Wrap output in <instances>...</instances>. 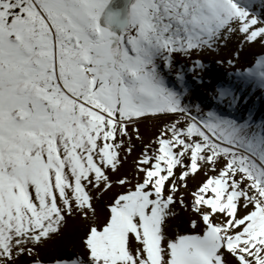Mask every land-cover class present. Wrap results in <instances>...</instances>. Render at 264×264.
I'll return each mask as SVG.
<instances>
[{
  "label": "snow or ice",
  "instance_id": "1",
  "mask_svg": "<svg viewBox=\"0 0 264 264\" xmlns=\"http://www.w3.org/2000/svg\"><path fill=\"white\" fill-rule=\"evenodd\" d=\"M232 36L264 47V0H0V264H46L114 188L84 252L47 264H264V54L197 103L177 67ZM177 205L196 231L170 237Z\"/></svg>",
  "mask_w": 264,
  "mask_h": 264
},
{
  "label": "rangeland",
  "instance_id": "2",
  "mask_svg": "<svg viewBox=\"0 0 264 264\" xmlns=\"http://www.w3.org/2000/svg\"><path fill=\"white\" fill-rule=\"evenodd\" d=\"M239 50L238 63L235 67L230 66L226 61L230 58H234V53ZM264 54V47L261 45H243L241 46L238 42V37L232 36L226 42L221 44L214 50L206 49L201 53L193 54L191 58L177 57V67H183L186 74V79L189 85L192 87L191 100L193 103L200 102L203 98L207 97L212 91L217 80L223 78L227 79L228 74L235 71L236 67H247L248 64L253 60L255 56ZM200 60L206 67L203 71L196 70L195 75L192 69L193 62ZM225 61V63H218V61ZM199 78H202L204 83L201 84ZM170 80L174 79V75L169 77ZM256 99V108L260 109L264 107V104L258 98ZM264 115V112H258V116ZM164 120H171V117H164L161 121L156 120H145L139 125L140 134L143 137V143H148L153 140L156 136L158 129L163 127ZM134 150L128 157L120 170L121 175L124 173H134V161L138 158L142 151V143L133 137ZM116 179V176L112 177ZM203 173L197 175L195 178H188V191L194 190L200 182L204 179ZM119 189L114 188L112 192L108 193H93L94 206L96 208L95 217L85 219L82 215H74L67 217V222L64 226L63 232L58 237H55L45 249L42 250L41 255L45 259L46 264L51 258H70L74 254H80L84 252L82 240L88 231L89 227L95 221L99 226H103L106 216L108 215L107 205L111 201L113 193ZM186 202L190 200V197L185 194ZM176 215L167 221V234L170 237H174L177 234H191L195 229L191 227V219L195 218L190 210H185L177 205L174 209ZM72 251V252H71ZM71 252V253H69ZM20 264H24L23 260Z\"/></svg>",
  "mask_w": 264,
  "mask_h": 264
},
{
  "label": "bare ground",
  "instance_id": "3",
  "mask_svg": "<svg viewBox=\"0 0 264 264\" xmlns=\"http://www.w3.org/2000/svg\"><path fill=\"white\" fill-rule=\"evenodd\" d=\"M72 252V251H71ZM71 252H69V253H71Z\"/></svg>",
  "mask_w": 264,
  "mask_h": 264
}]
</instances>
